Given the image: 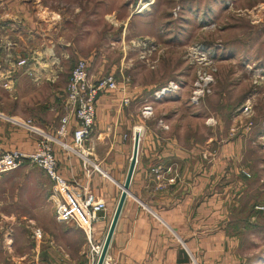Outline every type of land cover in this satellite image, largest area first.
<instances>
[{"label":"crops","instance_id":"1","mask_svg":"<svg viewBox=\"0 0 264 264\" xmlns=\"http://www.w3.org/2000/svg\"><path fill=\"white\" fill-rule=\"evenodd\" d=\"M25 9V4L0 0V151L33 153L43 136L14 121L31 122L44 136L56 138L52 146L60 175L104 200L107 210L86 232L74 223L57 221L58 198L48 176H0V264H97L92 249L104 246L138 135L136 167L107 256L117 264H238L240 257L232 258V242L216 241V234L221 238L226 232L224 221L219 228L216 223L222 218L218 211H226L238 190L226 173V159L247 150L248 128L233 134L230 129L229 141L220 147L212 129L216 124L195 112L177 73L165 76V65L156 72L142 66L143 71L136 52L120 50L118 59L107 61L80 37H58L61 24L51 17L42 19L39 6L33 7L31 17ZM141 22L119 23L113 41L121 44L133 38V25ZM44 23L49 25L44 48L30 51L28 66H18L27 53L26 41L34 40ZM161 58L163 63L171 55L164 52ZM80 60L88 63L92 81L112 76L123 89L98 98L84 155L63 146L73 143V116L67 136L57 137L68 114L71 71ZM170 82L178 83L180 91L160 96ZM146 107H151L150 116L143 115ZM240 191L243 196L244 188ZM38 229L41 238L35 236Z\"/></svg>","mask_w":264,"mask_h":264},{"label":"rangeland","instance_id":"2","mask_svg":"<svg viewBox=\"0 0 264 264\" xmlns=\"http://www.w3.org/2000/svg\"><path fill=\"white\" fill-rule=\"evenodd\" d=\"M8 1L25 4L29 17L33 7L39 6L42 19L51 17L61 24L55 32L58 37H80L94 44L92 47L96 46L107 61L118 59L121 51H130L136 52V61L143 71L142 66L156 72L165 65V76L174 77L177 73L181 77L189 101L198 72L202 71L189 53L196 47L208 53L213 61L215 72L210 73L214 82L211 93L195 105V112L208 124H216L212 129L217 131L220 147L229 141L230 129L232 134L239 128L249 131L247 150L226 159V173L238 190H234L231 203L227 202L226 211H218L222 218H218L216 226L219 228L224 221L226 227L222 225V231L226 232L221 238L216 234V241L232 242V258L240 257L238 264H264V0ZM131 19L143 21L133 25L134 37L122 40L121 44L113 41L121 29L118 24ZM44 24L35 32L34 40L26 41L27 64L20 67L31 63L30 51L44 48L43 34L49 32V25ZM28 36L32 37L31 33ZM132 43L135 49L130 48ZM164 52L171 55L170 60H164L166 64L160 63ZM143 56L155 61L154 69ZM128 80L125 82L129 83ZM212 118L217 122H210ZM4 176L48 178L31 164Z\"/></svg>","mask_w":264,"mask_h":264},{"label":"built area","instance_id":"3","mask_svg":"<svg viewBox=\"0 0 264 264\" xmlns=\"http://www.w3.org/2000/svg\"><path fill=\"white\" fill-rule=\"evenodd\" d=\"M192 61L202 70L198 72L194 83L191 103L196 105L206 94L211 93V86L214 82L212 68L213 61L208 53L203 52L198 47L190 51ZM148 66L155 68V61H151L147 56L142 57ZM26 59L18 62V66H25ZM210 68V70H206ZM123 91L112 76L101 78L99 81H92L89 75V67L85 61H79L71 71L67 86L66 107L68 114L63 117L61 126L57 131V137L63 138L68 134L70 118L73 116L77 126L73 131V143L71 145L63 144L69 151L84 155L86 142L92 137L96 122V104L101 94L108 91ZM179 85L171 82L168 87L162 89L160 96L178 91ZM128 105L130 99H124ZM152 114L151 107H146L143 111L144 116ZM17 126L31 130L34 133L42 135V140L38 143L37 149L33 153H25L19 150L4 152L0 151V176L13 172L25 164H31L43 170L53 181L56 201V219L61 223H74L83 231H90L93 223L99 219L101 212L107 210V204L104 200L96 198L87 188H79L69 184L59 173L58 162L53 153V142L56 138L46 137L34 127L31 122L14 121ZM210 122H214L213 119ZM97 167H95L96 169ZM98 169V168H97ZM96 169V170H97ZM245 175H248L246 172ZM35 236L41 238V230L35 231ZM103 247L97 246L92 249L97 261L101 255ZM103 264H117L110 257L106 256Z\"/></svg>","mask_w":264,"mask_h":264},{"label":"water","instance_id":"4","mask_svg":"<svg viewBox=\"0 0 264 264\" xmlns=\"http://www.w3.org/2000/svg\"><path fill=\"white\" fill-rule=\"evenodd\" d=\"M139 142H140V136L138 135L135 138L134 153H133L131 165H130V168H129V172H128V175H127L126 183H125V185L123 187L122 196L120 198L118 207L116 209V212H115L111 227L109 229L106 241L104 243V246H103V249H102L101 255H100L99 259H98L97 264H103L104 263V260H105V257L107 256L108 249H109V246H110L114 231L116 229V226H117V223H118L122 208L124 206V202H125L126 197L128 195L129 186H130V183H131V180H132V177H133V174H134V170H135V167H136V162H137V157H138V149H139Z\"/></svg>","mask_w":264,"mask_h":264},{"label":"bare ground","instance_id":"5","mask_svg":"<svg viewBox=\"0 0 264 264\" xmlns=\"http://www.w3.org/2000/svg\"><path fill=\"white\" fill-rule=\"evenodd\" d=\"M147 6V5H146Z\"/></svg>","mask_w":264,"mask_h":264}]
</instances>
